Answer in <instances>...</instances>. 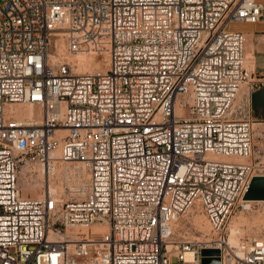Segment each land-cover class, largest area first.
Here are the masks:
<instances>
[{
	"label": "built area",
	"instance_id": "built-area-1",
	"mask_svg": "<svg viewBox=\"0 0 264 264\" xmlns=\"http://www.w3.org/2000/svg\"><path fill=\"white\" fill-rule=\"evenodd\" d=\"M260 19L264 0H0V264H204V247L264 264L262 236L229 238L264 203L244 198L264 174V70L229 23ZM79 52L106 69L78 71ZM197 210L212 234L178 235Z\"/></svg>",
	"mask_w": 264,
	"mask_h": 264
},
{
	"label": "rangeland",
	"instance_id": "rangeland-1",
	"mask_svg": "<svg viewBox=\"0 0 264 264\" xmlns=\"http://www.w3.org/2000/svg\"><path fill=\"white\" fill-rule=\"evenodd\" d=\"M229 28L238 29V30H249V29L253 28V22L234 21V22L229 23ZM246 36H248V35H246ZM250 37L253 38V40H251L252 45L250 44V46H248L247 41H246L245 54H246V58L251 57V58H253V62H254V49H255L254 44L257 43V40L254 39V35L250 36ZM62 50L64 51V48H60V52H62ZM73 54H75V53L68 54L69 56L72 55L71 57H69L68 55L67 56L72 62L76 63V60L74 59L75 56H73ZM80 54H83V55L93 59L94 62L102 61L103 64H104V62L106 64L107 57H104L103 55H100L97 53H92V52H79V55ZM103 59H104V61H103ZM250 61H251V59H250ZM76 64H78V63H76ZM246 65L250 68L254 67V65L252 63H249V62L247 63V60H246ZM77 66H76V68H77ZM105 66H107V64ZM83 71H85V70H83ZM68 167H69L68 164H65V163L59 167V172L57 175L58 179L57 178L55 179V184L58 183L60 185H62V184L66 185V183L68 182V178H67L68 173L73 172L72 170H67ZM21 181H22V185H23L24 194H29V195H33V196L41 194L42 187H43L42 186V179L32 180L31 178H29L27 176V172L22 170ZM29 184H31V185H29ZM32 185H34L35 188H33L34 186H32ZM30 188H32L33 190H31ZM35 193H36V195H35ZM197 219L201 220L202 223L206 225V230H200L199 229V226H197L198 225ZM233 225L235 226V232L234 233L237 232V227L240 229L239 236H246L249 234H255V235L262 236L264 238V203L257 204V205H255V207H252V209H249V210L237 211L235 213V215L233 216L231 222H230L229 228H231V226H233ZM207 226H208V228H207ZM174 227H175V230H176L178 235H183L184 232L186 231L187 237H189V238H204V237L212 234L211 225H210L208 219L198 210L197 211H191L188 215L180 218V220L175 223ZM201 231H206V232H201Z\"/></svg>",
	"mask_w": 264,
	"mask_h": 264
},
{
	"label": "crops",
	"instance_id": "crops-1",
	"mask_svg": "<svg viewBox=\"0 0 264 264\" xmlns=\"http://www.w3.org/2000/svg\"><path fill=\"white\" fill-rule=\"evenodd\" d=\"M249 37L254 35L257 43L254 44V69L264 70V19L253 22V28L244 30ZM252 43V42H251ZM252 45V44H251ZM251 112L254 117L264 118V84L255 88L250 95Z\"/></svg>",
	"mask_w": 264,
	"mask_h": 264
},
{
	"label": "bare ground",
	"instance_id": "bare-ground-1",
	"mask_svg": "<svg viewBox=\"0 0 264 264\" xmlns=\"http://www.w3.org/2000/svg\"><path fill=\"white\" fill-rule=\"evenodd\" d=\"M246 35H248L247 33H246ZM250 44H251V40L249 41V37L247 36V45L248 46H250ZM58 45H59V47L60 48H64V41L62 40V39H60V40H58ZM69 56V55H68ZM72 56V55H71ZM71 56H69V57H71ZM73 56H75V60H76V63H78L77 65V70L78 71H83V70H90V71H104L105 69H106V64H105V62H104V64H103V62L102 61H98V62H94V60L93 59H91V58H89V57H87V56H85V55H83V54H80L79 55V53H75V54H73ZM73 58V57H72ZM73 59V60H74ZM250 59H251V61H250ZM246 60H247V63L249 62V63H252L253 65H254V62H253V58H246ZM103 61H104V59H103ZM20 107V106H19ZM38 112L36 111V109H35V107L34 106H31V105H28V106H26V111H24V114H26V115H29V116H32V115H35V114H37ZM26 185V184H25ZM29 185H31V184H29ZM32 186H34V185H32ZM31 186V187H32ZM37 187V186H36ZM33 188H35V186L33 187ZM31 190H33L32 188H30ZM35 190V189H34ZM39 190V189H38ZM36 191V190H35ZM33 193V192H32ZM39 193V192H38ZM35 195H36V193H35ZM197 226H199V229L200 230H206V225L205 224H203L202 223V221L201 220H198L197 219ZM234 226V225H233ZM233 226H231V228H230V234H229V238H230V241H232V242H236L237 241V239H238V236H239V234H240V229L237 227V232L236 233H234L235 232V226L233 227ZM230 227V226H229ZM207 228H208V226H207ZM201 232H206V231H201ZM208 232V231H207ZM206 234V233H205ZM232 234V235H231ZM235 236H234V235Z\"/></svg>",
	"mask_w": 264,
	"mask_h": 264
},
{
	"label": "water",
	"instance_id": "water-1",
	"mask_svg": "<svg viewBox=\"0 0 264 264\" xmlns=\"http://www.w3.org/2000/svg\"><path fill=\"white\" fill-rule=\"evenodd\" d=\"M244 198L264 199V174L254 175L249 183ZM204 264H219V249L216 247H204L202 249Z\"/></svg>",
	"mask_w": 264,
	"mask_h": 264
}]
</instances>
